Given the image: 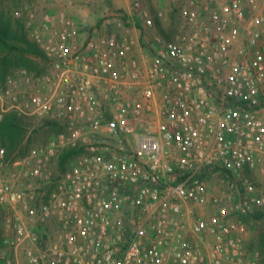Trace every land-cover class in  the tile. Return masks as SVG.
<instances>
[{
    "label": "built area",
    "instance_id": "2783aa9c",
    "mask_svg": "<svg viewBox=\"0 0 264 264\" xmlns=\"http://www.w3.org/2000/svg\"><path fill=\"white\" fill-rule=\"evenodd\" d=\"M203 1L184 0L179 33L156 38L145 69L129 57L130 37L95 29L82 39L73 19L57 28L50 13L16 14L52 71L17 68L0 81V122L13 114L65 132L0 183V204L17 212L4 241L15 264L262 263L264 246L247 249L229 206L239 198L241 213L264 212V0ZM163 14L133 3L144 30ZM69 150L79 160L56 174L53 160ZM216 170L237 194L211 193Z\"/></svg>",
    "mask_w": 264,
    "mask_h": 264
},
{
    "label": "rangeland",
    "instance_id": "374dc122",
    "mask_svg": "<svg viewBox=\"0 0 264 264\" xmlns=\"http://www.w3.org/2000/svg\"><path fill=\"white\" fill-rule=\"evenodd\" d=\"M136 0H96V6H98L99 11L103 12L101 14V18L97 25L92 27L91 29H80V34L84 37H87L91 32L95 29L99 30L100 32H115L120 37H130L132 42L134 39L132 38L131 30L129 33H124L125 29H131V27L138 28L141 26V23L135 21L133 15L129 14L127 11L130 9L132 11L133 3ZM144 5L149 7L153 12L155 10H161L164 13H168L167 19L168 23L167 26H160L161 21L156 22V27L151 30H144L143 26L142 29V37H146V42L144 43V49L146 53L153 57L154 53V43L157 37H163L165 39H172L175 37L180 31L181 25V13L180 8L184 2V0H175L174 2L170 0H141ZM203 4L204 1L200 0ZM2 3L8 7L11 11L13 19H18L16 14L21 10H30L29 6L37 7L35 4V0H2ZM28 6V7H27ZM122 12L126 13V18L121 21H117L113 23V25H106L104 20L106 15L115 12ZM128 12V13H127ZM22 23L24 21L22 19H18ZM135 21V22H134ZM135 23L139 24L138 26ZM25 24V23H24ZM25 26V25H24ZM25 28V27H24ZM125 28V29H124ZM29 38L32 40L29 31L25 28ZM33 41V40H32ZM145 41V38H144ZM148 41V42H147ZM34 42V41H33ZM156 45V44H155ZM135 59V58H133ZM4 61H7V64L4 66H0V73L4 75L11 74L17 68H25L30 71L33 75H43L51 72V67L46 58L41 56H34L30 54H23L19 51H14L11 48H0V64ZM151 61V60H150ZM141 69H145L148 64L142 65L138 60ZM150 64V63H149ZM128 98L133 99L135 96L134 94L130 93L127 94ZM262 100V107H264V95L261 96ZM1 127V126H0ZM21 128V127H20ZM65 132L64 128L59 124H54L52 122L44 121H36L30 120L26 122V125L23 128L17 131H7L2 130L0 128V145H4L8 150L7 162L8 167L4 169H0V183L4 182L8 178V172L11 169L16 168L14 165L15 163L23 160L24 158L28 157L31 152L37 148L39 145L45 144L50 140L56 138L61 133ZM98 137V136H97ZM95 137V138H97ZM91 139H95L93 134H90ZM103 138L102 140H104ZM106 141H111V139H107ZM131 144L133 141L130 140ZM63 154V153H62ZM81 153L76 154L73 157H69L64 159L65 161L62 162V157H57L53 160L52 169L53 171L58 174L71 168L80 158ZM247 177L251 176L258 182H262L263 176L261 173H249L245 174ZM227 175L224 172L220 171H213L208 176V184L210 187V191L212 194H219L224 195L228 193L237 194L238 192L231 188L227 190V188H222V180L226 178ZM240 186V185H239ZM239 203V198L235 200L233 204H230V210L234 217L241 220L243 223L247 225L248 233L246 236V246L249 251H253L255 249L262 248L264 246V212H254L244 214L237 209V204ZM192 209L189 205L186 208ZM217 208H213L212 206H207L200 211L204 213L207 217L211 216ZM253 215L257 216L260 215L261 219L257 217H253ZM17 216L16 210L12 207H5L0 204V264H15V254L12 249L6 248L4 241L6 238L13 235V221ZM190 221L192 222L193 217L192 214H189ZM51 231H54L55 226L53 225L50 227ZM185 239H190L196 241L192 238L190 233L185 234ZM205 241V239H204ZM206 241L211 245V238L206 239ZM196 242H199L197 239ZM7 252V255H4ZM264 264V260L262 263Z\"/></svg>",
    "mask_w": 264,
    "mask_h": 264
},
{
    "label": "crops",
    "instance_id": "0c3cea01",
    "mask_svg": "<svg viewBox=\"0 0 264 264\" xmlns=\"http://www.w3.org/2000/svg\"><path fill=\"white\" fill-rule=\"evenodd\" d=\"M95 1L96 0H35L37 7H27L35 13L37 20H41L44 13H50L53 16V25L57 28L62 26L64 16L73 19L80 31V29H91L99 22L103 12L99 11ZM122 1L126 3V0ZM127 11L130 15L132 14L130 9ZM167 16V12L163 14L160 19L161 22L159 27L167 26ZM124 31V33H129L130 31L134 39L129 57L139 60L142 65H149L151 58L144 49L146 37H142L141 26L138 28L131 27V29H125ZM80 37L82 39L86 38L81 34Z\"/></svg>",
    "mask_w": 264,
    "mask_h": 264
},
{
    "label": "trees",
    "instance_id": "16d2710c",
    "mask_svg": "<svg viewBox=\"0 0 264 264\" xmlns=\"http://www.w3.org/2000/svg\"><path fill=\"white\" fill-rule=\"evenodd\" d=\"M24 27V23H22L20 20L13 19L11 11L8 9L7 6H5V4L2 3V0H0V48L4 49L8 47L14 51H19L23 54L41 56L45 58L41 47L29 38ZM6 64L7 61L3 60V63L0 64V66H4ZM6 76L7 75L0 73V81H3ZM25 125L26 122L20 120L13 114L7 115L5 119L0 122V128L2 130L12 132L23 128V126ZM1 146L6 149L8 156L7 148L4 145ZM76 154H78L77 151L69 150L61 154L60 157H62V162H64V159L73 157ZM254 216L255 215H253V217ZM259 216L260 215H257L255 217L261 219V217Z\"/></svg>",
    "mask_w": 264,
    "mask_h": 264
}]
</instances>
